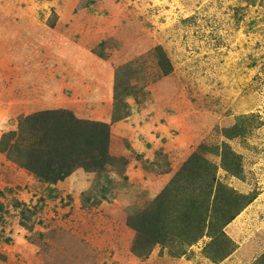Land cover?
<instances>
[{
    "label": "rangeland",
    "instance_id": "374dc122",
    "mask_svg": "<svg viewBox=\"0 0 264 264\" xmlns=\"http://www.w3.org/2000/svg\"><path fill=\"white\" fill-rule=\"evenodd\" d=\"M45 110L105 128L96 165L50 181L12 158ZM194 156L256 194L222 258L143 217ZM0 264H264V0H0Z\"/></svg>",
    "mask_w": 264,
    "mask_h": 264
},
{
    "label": "trees",
    "instance_id": "16d2710c",
    "mask_svg": "<svg viewBox=\"0 0 264 264\" xmlns=\"http://www.w3.org/2000/svg\"><path fill=\"white\" fill-rule=\"evenodd\" d=\"M65 117L62 119L54 110L25 117L21 126L27 121L33 130L31 136L39 133L42 142L38 149L31 150L32 154L13 155L12 158L38 177L50 181L69 174L77 165H96L97 157L105 154L109 142L105 128L101 130L100 124ZM31 138L36 139V136ZM196 159L199 157L194 156L188 161L183 172L177 174L156 198L160 207L143 217L147 219L152 237L170 243L179 236L188 243L195 242L206 228L211 236L208 246L215 257L222 258L232 250L229 248L231 242L222 232L223 226L256 194L239 195L225 189L218 183L212 168L207 164L197 167ZM235 164L236 171L239 168L237 161ZM221 241L224 246L220 245Z\"/></svg>",
    "mask_w": 264,
    "mask_h": 264
}]
</instances>
